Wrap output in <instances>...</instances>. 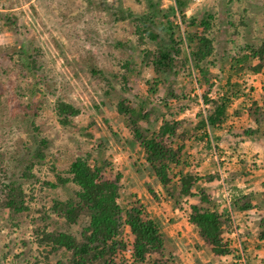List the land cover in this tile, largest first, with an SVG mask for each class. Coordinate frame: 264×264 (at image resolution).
<instances>
[{"label": "rangeland", "instance_id": "374dc122", "mask_svg": "<svg viewBox=\"0 0 264 264\" xmlns=\"http://www.w3.org/2000/svg\"><path fill=\"white\" fill-rule=\"evenodd\" d=\"M154 1H158L164 11L175 8L177 2ZM181 1L184 2L180 7L182 13H174L176 33L184 37L190 32L188 20L191 17L197 22L204 19L209 23L205 35L212 39L214 56L219 60L224 57L215 63L216 67L210 66L211 89L199 87L194 80L185 81L182 75L175 79L158 77L141 64V51L154 50L155 44L140 43L135 21L117 19L120 14L126 16L128 11L134 17L147 12V0H0V155L3 156L0 168L13 165V158L29 150L31 133L49 142L44 163L31 171L34 179L29 180V172H25L26 178L20 179L30 209L14 220L0 210V264L44 261L35 231L52 229L56 220L50 211L52 200L66 199L74 189L71 184L59 186L57 176L68 177L66 170L70 163L88 153L97 154V150H101L100 158L110 162L102 173V180L115 182L121 176V195L130 192L143 197L146 194L151 200L155 193L162 201L161 211L169 214L174 202L168 194L149 181L146 187L141 183L144 174L135 165H139L143 157L136 146L127 142L132 137L128 136L130 132L116 112V103L122 96L129 99L134 108L143 102L145 110L154 117L156 112L162 111L164 101L169 98V88L174 86L180 101L177 104L176 100H168L166 103L173 107L167 113H178V120L194 118L208 108L205 97L214 100L222 95L220 88L225 86L229 74L226 56L230 60L238 48L258 42L264 31V0ZM161 21L163 17L159 16L157 22ZM154 29L159 32L158 26ZM29 56L36 60L37 71ZM125 73L126 84L121 78ZM114 75H118L116 80ZM233 78V82L240 85L233 92L235 111L230 110L225 131L213 135L219 137L218 142L212 143L216 147L198 155L199 147L192 144L191 150V143H187L184 160L191 153L193 163L190 167H174L173 174L207 178L219 173L223 179L234 176L239 168L245 169V174L240 172L236 182L245 194H258L253 204H259L264 188V138L253 141L245 138L243 132L254 128L253 124H245L244 116L247 108L264 94V68L258 73L242 70ZM111 85H116L113 91ZM124 87L125 92L121 90ZM32 90L37 92L35 96L30 95ZM57 100L79 110L72 124L62 125L57 119L54 109ZM235 112L239 113L238 117ZM130 159L135 165L130 163L129 166ZM27 162L16 167V176L23 174ZM7 175L10 176L9 171ZM176 180L174 178V182ZM260 180L262 184L254 185ZM48 184L58 186L52 188ZM220 184L222 181L214 180L206 192L216 203L222 194L229 198L223 193L224 188L219 190ZM149 187L152 192L146 193ZM189 200L184 199L174 211L184 213L185 207L195 204ZM263 213L257 209L252 213L231 212L234 226L224 233L223 239L228 242L231 254L219 258L221 264H264V240L259 239L258 229L264 220ZM188 217L186 212L182 216L186 226L191 228ZM85 226L86 222H81L73 226L72 232L78 236ZM175 232V229L171 231L174 238ZM114 237V244L126 246L125 250H117L118 258L114 260L118 264L131 263L133 252L129 247L133 238L129 228H123V232ZM174 241L178 245L177 264L201 263L195 245L190 247L181 245L177 239Z\"/></svg>", "mask_w": 264, "mask_h": 264}, {"label": "trees", "instance_id": "16d2710c", "mask_svg": "<svg viewBox=\"0 0 264 264\" xmlns=\"http://www.w3.org/2000/svg\"><path fill=\"white\" fill-rule=\"evenodd\" d=\"M147 1L149 3L147 12L134 17V14L128 11L126 16L120 14L117 19L124 21L130 18L135 21V33L140 43L150 41L155 44L154 50L141 51V64L149 67L158 77L175 79L182 75L185 81L194 80L199 87L211 89L213 84L210 66H214L219 59L214 56L212 39L205 35L209 23L204 19L197 22L195 17H191L188 20L190 32L182 37L176 33L174 13L179 11L180 14L182 13L180 7L184 6V2L177 0L175 8L164 11L160 9L158 1ZM159 16L163 17V21L158 23ZM155 26H158L159 32L155 31ZM230 57L231 61L228 60L229 57L225 58L229 65V74L225 86L220 88L222 95L214 100L205 97V105H208V108L199 112L194 118L178 120V113L173 111L167 113L173 107L166 103L168 100H176L177 104L180 101L177 100L174 86L169 88V98L164 101L162 111L156 112L154 117L152 112L145 110L146 104L143 102L134 108L131 107L129 99L122 96L115 105L117 114L122 117L127 132H130L128 136L132 137V140L127 142L136 146L143 157V161L136 165L138 170L141 169L154 186L160 187L168 194V198L174 202L172 208L179 206L187 197L189 201L195 202L189 208L185 207L192 231L196 240L203 244L211 255L218 258L228 257L231 254L228 242L223 240L224 233L230 232L234 226L230 218L231 212L252 213L255 209L264 212V188L260 193V203L253 204L258 194L254 192L245 194L236 182L240 179V172L245 174V169H241L234 176L222 179L219 173L207 178L189 174L175 176L173 168L181 165L190 167L193 163L194 158L191 153H188L184 160L183 153L187 151V143H191L189 147L191 150L192 144L199 147L198 155L209 153L213 147H216V144L212 143L218 142L219 137L214 138L213 135L225 131L230 110L235 111L233 92L238 90L240 85L233 82L234 75L242 70L258 73L264 68V31L258 42L238 48ZM223 58L219 61L224 60ZM29 61L37 71L36 60L29 56ZM93 71L98 73L96 70ZM117 77L118 75H114L113 79L116 80ZM121 78L126 84L127 74L125 73ZM115 86H110L112 91ZM121 90L127 91L125 87ZM30 93L32 96L37 94L33 90ZM260 103L262 106L258 105ZM54 109L62 125L72 124L74 118L79 115L77 108L60 100H57ZM234 114L239 116L238 112ZM263 115L264 94L259 101L253 103L252 107L250 105L247 108L244 116L245 124H253L254 128L244 130L245 138L253 141L258 140L259 137L264 138ZM34 131L38 132V128ZM31 135L32 144L29 145V150L26 149L24 155L19 153L12 159L15 165L0 168L2 175L0 210H4L11 220L30 209L26 205V194L20 179L26 178L25 172H29V180L34 179L31 171L36 166H41L47 157L49 142L39 138L37 134L31 133ZM97 151V154L88 153L85 157L77 158L70 163L66 170L68 177L57 176L56 182L59 186L71 184L74 189L66 199L52 200L50 211L56 217L52 229L35 231L37 246L44 253V261L41 262L118 264L114 260L118 258L117 250H125L126 246L122 243L114 244V236L121 234L123 228H129L133 238L129 247L133 252V259L129 264H177L176 246L167 234L173 219L167 217L169 214L161 211L160 196L154 193L153 198L149 200L146 194L143 197L130 192L121 195L119 186L121 176L117 177L115 182L102 180V173L110 162L100 158L101 150ZM24 161H28V166L24 168L23 174L16 176L14 170ZM2 162L3 156L0 155V167ZM8 171L10 176L7 175ZM174 178L178 180L174 182ZM214 180L222 181L219 190L224 188L223 193H227L228 199L224 194L218 197L217 203L216 200L208 198L206 192ZM57 184L48 185L56 188ZM146 189V193L152 192L151 187ZM150 201L153 202L152 206ZM81 222H86V226L76 236L72 228ZM258 229L259 239L263 241L264 220ZM52 259L55 261L52 262ZM41 262L36 260L35 264Z\"/></svg>", "mask_w": 264, "mask_h": 264}, {"label": "crops", "instance_id": "0c3cea01", "mask_svg": "<svg viewBox=\"0 0 264 264\" xmlns=\"http://www.w3.org/2000/svg\"><path fill=\"white\" fill-rule=\"evenodd\" d=\"M138 151V149H137ZM139 153V152H138ZM140 157H142L141 153H139ZM133 160L130 159L129 160V166L133 163V165L135 164L134 162H132ZM131 163V164H130ZM136 168H138V166L135 165ZM235 169V168H234ZM236 171L238 170L235 169ZM241 170V168H239V171ZM150 182V180L148 178H146V176H142V180H141V183L142 185L145 186V184L147 182ZM151 183V182H150ZM259 183V184H258ZM263 183V180H260L258 181L257 183H254V185H260ZM146 187V186H145ZM150 206H152V204L150 203ZM167 214V213H166ZM170 216L167 215V217H170L173 219V222L169 225V228H168V233H169V237L174 241L175 239H177L179 241V243L182 245H187V246H194L198 248V255L197 257L199 259H201V263L202 264H221V260H219L218 257H215L214 255H211L209 253V250L203 246V244L199 243L197 240H196V237L194 235V232L192 231V228H189L188 226H186L185 224V219L182 218L183 214H178L176 213V211H174V208H171L170 212H169ZM172 225H175V228L172 226ZM173 229H175L177 232L176 235V238H174L173 234L171 233V231H173ZM173 238H172V237ZM175 243V241H174ZM176 246V251H177V244H175ZM189 247V248H190ZM221 259V258H220ZM200 262V260H199ZM199 263V264H201Z\"/></svg>", "mask_w": 264, "mask_h": 264}]
</instances>
